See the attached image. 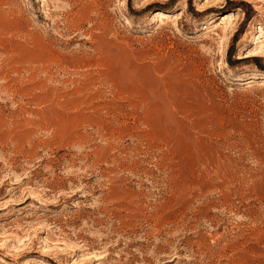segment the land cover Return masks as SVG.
<instances>
[{"label": "rangeland", "instance_id": "374dc122", "mask_svg": "<svg viewBox=\"0 0 264 264\" xmlns=\"http://www.w3.org/2000/svg\"><path fill=\"white\" fill-rule=\"evenodd\" d=\"M261 30L264 0H0V264H264Z\"/></svg>", "mask_w": 264, "mask_h": 264}, {"label": "bare ground", "instance_id": "6f19581e", "mask_svg": "<svg viewBox=\"0 0 264 264\" xmlns=\"http://www.w3.org/2000/svg\"><path fill=\"white\" fill-rule=\"evenodd\" d=\"M221 18V23L222 27H220L221 29H226V27H224V24L229 23L231 20H234V15L231 13H223L220 15ZM167 17L165 11L157 9L155 11H153V15H152V19L156 20V21H163L165 18ZM219 27V25H214ZM226 31V30H225ZM258 39V42L256 43V45L254 46V48L252 50H249L246 52V54H244V56H242L243 58L246 59H251L254 57H260L264 54V44H262V42L264 41V32L261 30V33L259 34L258 37H256ZM224 65V64H223Z\"/></svg>", "mask_w": 264, "mask_h": 264}, {"label": "trees", "instance_id": "16d2710c", "mask_svg": "<svg viewBox=\"0 0 264 264\" xmlns=\"http://www.w3.org/2000/svg\"><path fill=\"white\" fill-rule=\"evenodd\" d=\"M256 58H258V57H254V58H252L253 60H256Z\"/></svg>", "mask_w": 264, "mask_h": 264}]
</instances>
